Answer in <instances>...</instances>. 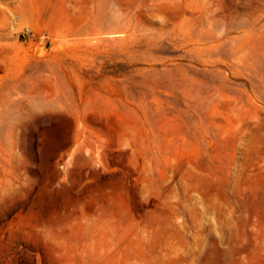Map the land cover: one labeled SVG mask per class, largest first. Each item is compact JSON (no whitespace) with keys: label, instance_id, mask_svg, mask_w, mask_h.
<instances>
[{"label":"rangeland","instance_id":"1","mask_svg":"<svg viewBox=\"0 0 264 264\" xmlns=\"http://www.w3.org/2000/svg\"><path fill=\"white\" fill-rule=\"evenodd\" d=\"M0 264H264V0H0Z\"/></svg>","mask_w":264,"mask_h":264}]
</instances>
